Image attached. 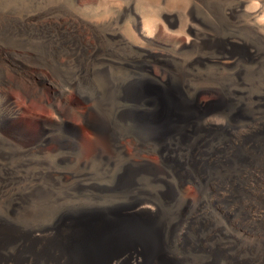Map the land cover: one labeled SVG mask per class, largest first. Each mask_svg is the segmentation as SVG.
<instances>
[{"label": "bare ground", "instance_id": "obj_1", "mask_svg": "<svg viewBox=\"0 0 264 264\" xmlns=\"http://www.w3.org/2000/svg\"><path fill=\"white\" fill-rule=\"evenodd\" d=\"M196 1L212 21L202 23L193 34L188 30L184 41L171 40L158 29L153 30L139 15L132 24L133 34L146 46L157 48L155 57L164 58V62L178 61L183 68L191 69L209 64L225 73L223 82L216 83L223 84L230 106L197 121H178L181 126L168 130L146 129L141 124L136 127L137 122L132 120L125 124L126 129L119 125L120 132L113 136L115 128L92 108L91 96L81 97L84 104L75 125H70L69 137L55 147L65 151V160L80 161L77 135L83 124L96 141L100 171L102 167L110 170L122 159L126 164L121 166L116 192L129 189L127 193L132 195L152 185L163 187L166 193H148L133 203L130 210L134 218L129 216L118 223L97 219L95 228L102 231L96 233L83 223L84 216L69 209L71 189L56 179L55 169L37 167L33 172L25 164L27 154L21 157L13 152L11 144L1 143L0 189H9L6 193L16 198L9 202L0 195V264H264V6L258 5L260 0ZM216 1L229 5L219 9L214 5ZM250 4H254L252 9ZM169 24L175 26L176 21L172 19ZM10 39L36 52L34 66L49 70L56 85L65 84L67 89L81 93L79 89L97 92L98 85L93 84H103L106 98L110 86L118 83L106 67L92 64L81 42L79 47L70 41L50 44L37 40L33 33H14ZM117 44L125 51L138 49L122 38ZM113 50L118 52L115 45L108 48L110 53ZM189 50L198 55L183 60L182 54ZM8 71L0 63V85L7 89L19 86V79L8 77ZM194 77L200 81L202 73ZM153 78L160 81L158 75ZM208 79L218 81L216 77ZM59 88L64 92L66 87ZM119 90L118 98L121 94L124 98L143 94L141 90H125L121 84ZM22 91L26 98L34 95L30 87ZM12 102L5 95L7 109L13 108ZM52 102L51 116L63 115L69 121V107ZM237 105L245 108L244 113ZM0 126L11 142L21 144L20 137L28 136L17 114ZM139 131L158 133L153 139L159 166L147 161L151 144L139 138ZM202 135L214 138L207 143L209 148L202 146ZM27 147H31L27 153H41L39 138ZM105 148L115 153L107 157ZM146 180L153 183L143 184ZM139 181L142 184L135 188L128 186ZM190 183L194 186L193 200L183 196L185 185ZM47 216L51 217V225H41L39 222ZM38 224L41 226L36 227ZM108 228L109 232L104 233ZM101 255L103 260L99 261Z\"/></svg>", "mask_w": 264, "mask_h": 264}, {"label": "rangeland", "instance_id": "obj_2", "mask_svg": "<svg viewBox=\"0 0 264 264\" xmlns=\"http://www.w3.org/2000/svg\"><path fill=\"white\" fill-rule=\"evenodd\" d=\"M193 1L0 0V63L6 71H10H8V77H16L20 82L19 86L8 89L0 85V125L17 114L28 135L20 137L21 144L14 140L11 142L3 134L2 126H0V144H11L13 152L21 157L27 154L26 159L28 161L25 164L33 172L37 167L55 169L56 179L71 189L69 192L73 198L68 204L69 209L86 217H83V223L87 224L86 226L91 231H96V233L102 231V229L95 228L97 219L109 223H118L130 219L129 216L134 218L136 215L134 216L130 210L133 203L148 193L157 195L163 194L166 190L163 187L152 188V185L148 186L147 184L153 182L146 180L143 181V184L146 183L147 188L136 191L132 195H128L129 189H124L125 191L121 189L116 192V182L122 174L121 166L126 164H122L124 161L122 159V161L115 162L110 170L107 167L105 168L107 171H105L102 167L100 171L101 161L96 157V141L86 132L83 124L79 127L77 135L79 144L77 154L80 161L65 160L63 155L65 151L56 150L55 147L57 143L64 142L62 140L64 137H69L70 125L72 127L75 125L77 114L81 112L79 108L84 104L81 97L91 96L92 108L115 128L111 131L112 135L120 132L121 126L126 129L127 125L125 124H130L132 120V122H137H134L136 127L141 124L146 126V129L157 127L168 130L174 125L181 126L180 122L183 120L196 119L195 121H197L199 117H207L209 113H216L231 104L223 93V84L216 83L223 82L225 73L209 64H205L201 68L194 67L191 69L183 68L181 62L178 61L164 62V58L155 57L157 48L146 46L133 34L132 24L134 18L139 15L143 21L148 25L150 24L153 30L158 29L171 40L184 41L189 36L188 30H190V34H193L201 28L202 23L212 21L203 5L196 0ZM214 5L221 9L222 5V8H226L229 4L225 6V3L216 1ZM258 5L264 6V0H260ZM253 6L254 4H250L248 7L252 9ZM172 19L176 21L175 26L169 24ZM14 33H33L37 40H46L45 43L48 41L50 44L70 41L77 42L74 46L79 47V42H81L82 48L86 54L88 52L92 64L96 67L98 65L102 68L106 67L108 73L113 75L115 79L117 78L118 83L110 86L111 88L108 90L110 92L106 91V98L102 92L105 90L103 84V86L99 83L93 84L98 85L96 87L97 92L79 89L81 93L77 90L73 91L71 88L69 91L68 85L65 84L56 85L57 83L51 81L49 70H40L34 66L33 61L34 56L37 55L36 52H32L28 46L19 47L17 46L19 45L18 42L15 45L14 41H10L14 40L10 39V35L12 36ZM120 37L138 49H133L132 52L125 51L122 46L117 44L121 40ZM9 41L14 45L10 44ZM114 45L118 48V52L115 53L113 50L110 53L108 48ZM212 45L218 46L215 43ZM167 47L170 52L172 44L169 42ZM196 54L198 55L196 51L189 50L184 52L181 58L185 60L188 57L197 56ZM198 72L202 73L200 81L194 77L198 75ZM153 75H158L160 81L154 79ZM22 76L27 80L23 81ZM215 77L218 81L211 82L208 79L215 80ZM262 77L261 84L264 83V73ZM226 78L229 77L226 75ZM120 84L125 90H141L143 94L137 98H124L121 94L118 98L116 96L120 92ZM28 87L32 88L34 93L30 98H26L22 91V88ZM59 87H66L64 88L65 93L60 92ZM82 92L86 95H83ZM5 95H8L13 101L12 109L5 107ZM52 100L56 105L66 104L69 107L67 109V114L70 115L69 121L63 115L55 117L56 115L53 114L54 116H51L53 112L51 104H54ZM154 102L158 104V108L154 106ZM113 104L115 105L113 106ZM237 107L241 114L244 113L245 108L238 105ZM117 109L119 110L118 113ZM137 135L151 144L147 148L149 152L147 161L153 166H159L158 147L155 146V139H153L157 138L158 133L139 131ZM34 137L39 138L40 154L27 153V149L31 148L27 147V144L38 139H34ZM201 137L202 146L205 149L209 148L207 143H210L214 138H208L209 136L206 135ZM110 153L115 152H111L109 149L106 152L105 148V156L108 157ZM2 164L3 162L0 161V165ZM140 182H135L136 184L133 182L134 184L128 186L135 185V188L142 184ZM8 190L0 189V195H4V199L9 198V202H11L16 197L6 193ZM183 196L193 200L194 186L192 183L185 185ZM39 223L50 226L51 217L47 216ZM41 225L38 224L36 227ZM103 232L108 233L109 228ZM94 235L96 234L94 233ZM166 252L165 249L163 253L166 254ZM102 258L103 255L98 258L99 261H102Z\"/></svg>", "mask_w": 264, "mask_h": 264}]
</instances>
